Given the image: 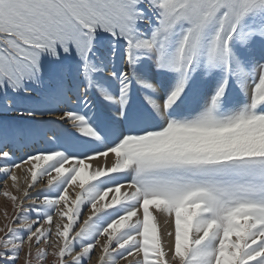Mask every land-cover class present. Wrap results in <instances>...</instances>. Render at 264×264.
Here are the masks:
<instances>
[{
  "label": "snow or ice",
  "instance_id": "snow-or-ice-1",
  "mask_svg": "<svg viewBox=\"0 0 264 264\" xmlns=\"http://www.w3.org/2000/svg\"><path fill=\"white\" fill-rule=\"evenodd\" d=\"M0 189V264H264V0H0Z\"/></svg>",
  "mask_w": 264,
  "mask_h": 264
},
{
  "label": "rangeland",
  "instance_id": "rangeland-1",
  "mask_svg": "<svg viewBox=\"0 0 264 264\" xmlns=\"http://www.w3.org/2000/svg\"><path fill=\"white\" fill-rule=\"evenodd\" d=\"M0 190H2V189H0ZM7 203L8 202L5 200V198L2 195H0V226H2L3 221H4L3 213L5 211V205ZM8 212H9V214L11 213V207H10V205L8 206Z\"/></svg>",
  "mask_w": 264,
  "mask_h": 264
}]
</instances>
